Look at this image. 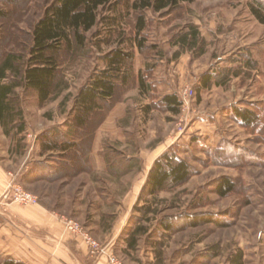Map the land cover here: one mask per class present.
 <instances>
[{"label": "rangeland", "instance_id": "obj_1", "mask_svg": "<svg viewBox=\"0 0 264 264\" xmlns=\"http://www.w3.org/2000/svg\"><path fill=\"white\" fill-rule=\"evenodd\" d=\"M251 1L193 0L173 11L145 10L146 28L136 39L140 14L122 0L123 17L113 34L99 24L88 34L86 51L61 52L60 74L68 89L56 100L41 104L35 92L16 90L20 116L9 136L0 123V162L14 173L9 186L21 187L38 204L20 205L4 194L6 203L39 206L51 196L54 210L107 248L98 255L107 263L112 252L121 264H232L242 251L245 264H264V25L252 15ZM53 2L0 0L6 12L0 17V64L8 54L28 55L33 27ZM101 13L111 16L108 10ZM190 28L199 32L194 49L180 41ZM117 47L135 53L133 78L119 81L113 99L102 102L85 125H76L79 92L105 68L103 56ZM216 66V78L228 72L226 81L219 87L215 78L210 88H202L203 76ZM141 74L148 92L140 86ZM167 95L178 96V114L162 103ZM234 108L250 110L259 120L246 126ZM62 137L81 141L79 147L63 156L44 154L48 138L62 142ZM171 150L191 164L192 175L157 195L151 204L155 212L141 223L149 234L136 251L124 253L126 229L133 230V218L142 216L135 207L154 200L136 191L145 186L155 161ZM89 151L91 156L97 151V164L84 161ZM224 178L236 187L220 197L215 189ZM203 214L223 226L190 225L189 216ZM125 219L120 236L108 243V233ZM163 221H172L175 231L165 235Z\"/></svg>", "mask_w": 264, "mask_h": 264}, {"label": "trees", "instance_id": "obj_2", "mask_svg": "<svg viewBox=\"0 0 264 264\" xmlns=\"http://www.w3.org/2000/svg\"><path fill=\"white\" fill-rule=\"evenodd\" d=\"M16 1V0H8ZM122 0H54L48 5L43 16L36 22L31 35V44L28 48V55L8 54L0 64V123L5 134L10 135L15 127V118L20 111L16 112L14 95L18 88L23 87L37 94L39 102L45 104L56 100L66 89L68 84L61 76L60 54L67 50L69 53L86 51L88 47V34L99 24L108 28L109 33L116 31V25L120 23L123 15L119 12ZM193 0H135L133 3L127 0V7L134 9L140 15L137 20V36L140 37L146 28L145 10H152L155 13L173 11L185 2ZM252 15L264 25V1L252 0L249 4ZM102 10H108L111 16H102ZM6 12L0 8V17H5ZM104 40H99V43ZM180 41L194 49L199 46V32L197 28H190L189 32L182 35ZM108 43V42H106ZM138 48L143 52L145 40H138ZM133 46L136 44L132 43ZM201 54L204 47L200 48ZM89 51V50H88ZM133 50L126 51L123 48H113L107 52L102 60L105 68L98 71L79 92L76 98V114L74 120L76 125L83 126L88 118L100 109L102 102L113 99L116 94L117 83L126 82L133 78ZM8 74H11L9 77ZM228 72H223L221 80L217 75L208 73L202 78V88H210L213 80L221 84L227 79ZM143 91L149 90V86L143 74L139 78ZM162 103L166 109L178 114L181 109V102L177 95L163 97ZM234 114L241 119L242 124L251 126L257 123L259 117L250 110L234 108ZM23 132L24 125L18 126ZM60 132H57V135ZM76 131L71 127L69 134L72 136ZM62 142L47 139L44 142V154L52 152H67L79 147L81 141H72L70 138L62 137ZM93 143V141H92ZM92 145V144H91ZM224 150H220V155ZM91 152L89 151L84 161L90 162ZM38 163H35V165ZM192 166L181 158L177 152L171 150L155 161L150 170L147 182L142 189L141 195H148L154 200L145 206H136V211L142 216L134 217L136 227L133 230L126 229V247L124 253L136 251L140 239L149 234V230L141 226L146 217L155 212L151 206L157 195L168 189L175 188L188 182L192 175ZM236 187V182L231 178H224L216 186V193L220 197L230 195ZM140 195V196H141ZM142 196L140 199H142ZM157 201V200H156ZM191 226H199L205 223H215L223 226L214 217L207 215L189 216ZM165 235L175 231L172 221H163ZM0 264H26L9 257L0 256ZM232 264H245L244 254L239 251L232 259Z\"/></svg>", "mask_w": 264, "mask_h": 264}, {"label": "crops", "instance_id": "obj_3", "mask_svg": "<svg viewBox=\"0 0 264 264\" xmlns=\"http://www.w3.org/2000/svg\"><path fill=\"white\" fill-rule=\"evenodd\" d=\"M218 67H213L211 74L219 75ZM223 83L219 84L221 87ZM208 89V88H207ZM214 142V141H211ZM94 148L97 142L93 143ZM97 149V148H96ZM97 151L92 153L90 160L97 164ZM65 155L63 152H52ZM59 155V154H58ZM158 157H155L157 159ZM55 158L54 163H58ZM52 165V163H51ZM12 171L0 162V256L9 257L26 264H107V257L93 259L87 246L81 239H76L66 232L61 218L64 215L54 210L50 197L44 199L39 206L19 207L10 205L3 199L11 180ZM144 184L138 187L139 195ZM134 204H130L132 206ZM126 219L116 225L106 240L115 242L120 236ZM114 246V243L111 244Z\"/></svg>", "mask_w": 264, "mask_h": 264}, {"label": "built area", "instance_id": "obj_4", "mask_svg": "<svg viewBox=\"0 0 264 264\" xmlns=\"http://www.w3.org/2000/svg\"><path fill=\"white\" fill-rule=\"evenodd\" d=\"M10 195H13V201L20 205H35L38 204V199L32 195L24 192L21 187H16L10 185L5 196L8 198ZM62 223L65 226L66 232L74 238L81 239L82 242L87 246L90 255L93 258H98V255L101 253H106L107 248L99 245L98 242L93 240L88 233H86L79 223L75 222L72 219L65 217L61 218ZM107 264H121L116 259L114 253L111 252L109 255V261Z\"/></svg>", "mask_w": 264, "mask_h": 264}]
</instances>
